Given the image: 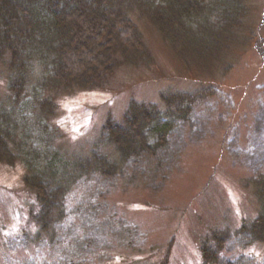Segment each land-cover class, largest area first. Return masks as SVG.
Wrapping results in <instances>:
<instances>
[{
  "label": "rangeland",
  "instance_id": "374dc122",
  "mask_svg": "<svg viewBox=\"0 0 264 264\" xmlns=\"http://www.w3.org/2000/svg\"><path fill=\"white\" fill-rule=\"evenodd\" d=\"M251 3L264 45V0ZM138 26L154 62L121 68L100 91L64 94L54 120L61 151L69 159L95 148L111 152L100 141L106 119L119 121L130 100L159 103L162 90L200 93L188 120L176 122L161 162L130 165L117 179L81 178L53 241H30L34 197L22 167L0 163V264H202L201 247L212 244L213 232L230 238L222 260L264 264V242L247 245L235 235L260 206L251 183L264 172L260 48L237 49L225 77H205L185 69L152 25Z\"/></svg>",
  "mask_w": 264,
  "mask_h": 264
},
{
  "label": "trees",
  "instance_id": "16d2710c",
  "mask_svg": "<svg viewBox=\"0 0 264 264\" xmlns=\"http://www.w3.org/2000/svg\"><path fill=\"white\" fill-rule=\"evenodd\" d=\"M252 1L0 0V163L21 166L34 197L31 242L54 240L66 197L81 178L117 179L130 165L161 162L176 122L188 120L200 93L162 90L157 104L130 100L119 121L108 117L101 127L100 141L111 152L95 148L71 159L60 149L62 130L54 121L59 99L100 91L125 66L150 67L140 20L185 69L225 77L237 49L260 48L264 57ZM251 183L260 206L235 232L247 245L264 242V172ZM211 237L201 247L202 264H234L222 260L228 234Z\"/></svg>",
  "mask_w": 264,
  "mask_h": 264
}]
</instances>
